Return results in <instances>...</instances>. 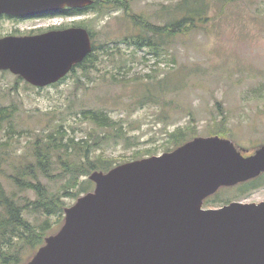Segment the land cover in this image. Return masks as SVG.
Here are the masks:
<instances>
[{"label":"rangeland","instance_id":"obj_1","mask_svg":"<svg viewBox=\"0 0 264 264\" xmlns=\"http://www.w3.org/2000/svg\"><path fill=\"white\" fill-rule=\"evenodd\" d=\"M180 1L123 0L126 8L106 6L97 14L93 11L91 29L97 44L102 43L95 50V64L77 70L66 83L43 90L20 87V94L5 92L11 85L6 86L5 77L0 76V107L14 106L12 124L17 131H51L62 125L66 140L87 141L92 158L109 159L114 165L138 155L166 152L167 147L172 148L168 132L178 126L189 128L194 133L191 138L218 135L244 151L264 144V0H212L216 3L213 18L199 30L169 37L167 43H161L160 56L148 47L125 42L139 30L133 16L164 24L180 16L175 10ZM147 75H155L153 84L154 79H165L161 86L170 91L156 103H140L146 92L143 82L151 83ZM150 89L156 93L155 88ZM175 89L179 90L173 92ZM87 109L108 113L113 125L97 127L84 117ZM119 128L124 136H118ZM8 129L9 124L4 123L0 141L9 139ZM24 134L11 135L9 153L19 155L26 149L31 136ZM81 159L84 157L76 153L75 160ZM54 169L60 171L57 165ZM0 178L10 187L6 177ZM85 178L88 176L80 179ZM41 179L51 191L65 182ZM232 186H221L210 196L215 203H203V207L221 206L228 196L241 193L242 188ZM246 196L249 202L264 200V184ZM64 201L69 207L76 198L65 197ZM26 215L38 225L40 219ZM49 220L47 232L51 235L63 222L58 225L57 215Z\"/></svg>","mask_w":264,"mask_h":264},{"label":"water","instance_id":"obj_2","mask_svg":"<svg viewBox=\"0 0 264 264\" xmlns=\"http://www.w3.org/2000/svg\"><path fill=\"white\" fill-rule=\"evenodd\" d=\"M92 0H0V14L82 7ZM62 66L34 63L20 42L0 39V69L36 86L63 76L90 52L77 28ZM56 60V58L54 59ZM264 172V144L249 154L231 140L196 136L171 151L94 170V189L64 208L59 230L23 264H264V200L204 208L221 186Z\"/></svg>","mask_w":264,"mask_h":264},{"label":"trees","instance_id":"obj_3","mask_svg":"<svg viewBox=\"0 0 264 264\" xmlns=\"http://www.w3.org/2000/svg\"><path fill=\"white\" fill-rule=\"evenodd\" d=\"M238 1L246 2L236 0ZM104 4H108L110 8H126L123 0H105ZM104 4L100 6V10L106 7ZM213 4L216 5L212 0H181L175 7L180 16L164 24H153L141 16H133L139 30L125 42L137 48L148 47L153 55L160 56L163 52V48L160 47L168 42L169 37L175 38L181 33L199 30L212 19ZM105 51L106 49L103 50ZM89 58L94 65L96 55L91 52ZM88 68L90 66L83 67L82 70ZM147 76L151 83L143 82L146 92L141 97L140 103H156L161 95L170 91L166 92L161 86L165 79H154L156 81L153 84L151 80L155 75ZM149 87L155 88L156 93ZM14 114V106L0 107V128L4 123H8L10 135L9 139L0 141V176L6 177L10 186L7 188L0 178V264H23L28 261L30 258L27 260L28 257L25 256L31 257L44 244L47 231L51 227L50 216L57 215L58 225L63 222L64 198L77 199L80 195L91 191L94 183L88 178L83 180L80 178L88 176L94 170L107 171L115 166L109 159L92 158L89 154L91 144L87 141H74L73 138L66 140L61 129L62 125L51 131L22 129L21 131L29 134L31 139L28 140L23 152L12 155L9 153L14 138L11 135L21 132L12 124ZM83 115L97 127H110L114 123L109 114L103 110L87 109L83 111ZM213 133L222 135L221 131ZM193 135L189 128L176 127L168 132V143L172 148L167 147L166 150H173L192 139ZM118 136H124L120 128ZM76 153L82 155L84 159L75 160ZM152 154L147 153V155ZM142 157L138 155L135 159ZM56 165L60 168L59 172H54ZM41 177L50 180L65 179V182L58 190L51 191ZM204 203L206 205L215 203V200L207 197ZM26 213L33 215L34 219H40L38 225L31 221Z\"/></svg>","mask_w":264,"mask_h":264},{"label":"flooded vegetation","instance_id":"obj_4","mask_svg":"<svg viewBox=\"0 0 264 264\" xmlns=\"http://www.w3.org/2000/svg\"><path fill=\"white\" fill-rule=\"evenodd\" d=\"M104 2L105 0H92V3L87 6H64L58 10L25 15L0 14V39L11 38L12 42H20L23 44L22 47L25 46L32 57L40 59L35 60L34 63L36 64L62 66L61 60L70 57L67 51L72 41L71 33L77 28H83L87 31L91 46L90 52H88L82 60L72 63L69 70L63 76H60L57 80L46 86L33 85L20 74L13 73L9 69H0V76L5 77V80H3L4 84L6 86L11 85L9 88L5 89V92L8 91V93L20 94V87L43 90L53 85L66 83L77 70L83 67H92L93 62H91L89 54L91 52L95 54L96 49H101L102 43L97 44V39L95 33L91 29L92 26L90 21L92 20V16L97 14L96 11L100 10V6L103 5ZM104 5L109 6L108 4ZM93 11L95 12L94 14ZM55 58L56 60H54ZM12 85L14 87H12ZM252 150L244 151V154H249ZM263 174L264 172L255 178L233 185L232 187L242 188L241 193H238L236 196H228L226 202L221 204V206L233 201L249 202L245 201L246 195L264 184ZM222 187H219L218 190ZM218 190L216 192H218Z\"/></svg>","mask_w":264,"mask_h":264},{"label":"bare ground","instance_id":"obj_5","mask_svg":"<svg viewBox=\"0 0 264 264\" xmlns=\"http://www.w3.org/2000/svg\"><path fill=\"white\" fill-rule=\"evenodd\" d=\"M82 62V61H81ZM76 64V63H75ZM78 64V63H77Z\"/></svg>","mask_w":264,"mask_h":264}]
</instances>
